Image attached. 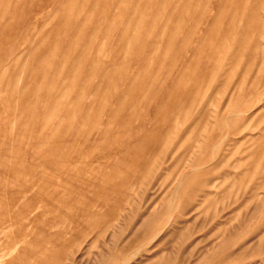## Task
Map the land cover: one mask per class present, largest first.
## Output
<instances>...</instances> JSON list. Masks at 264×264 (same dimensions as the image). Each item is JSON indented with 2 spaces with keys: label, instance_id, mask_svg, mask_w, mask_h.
<instances>
[{
  "label": "rangeland",
  "instance_id": "1",
  "mask_svg": "<svg viewBox=\"0 0 264 264\" xmlns=\"http://www.w3.org/2000/svg\"><path fill=\"white\" fill-rule=\"evenodd\" d=\"M0 264H264V0H0Z\"/></svg>",
  "mask_w": 264,
  "mask_h": 264
}]
</instances>
